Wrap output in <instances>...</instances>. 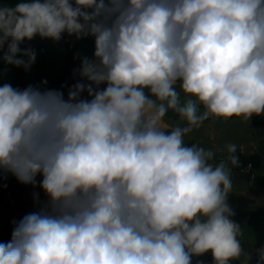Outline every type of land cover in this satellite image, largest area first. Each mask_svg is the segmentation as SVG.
Listing matches in <instances>:
<instances>
[{
	"label": "clouds",
	"instance_id": "9594fccd",
	"mask_svg": "<svg viewBox=\"0 0 264 264\" xmlns=\"http://www.w3.org/2000/svg\"><path fill=\"white\" fill-rule=\"evenodd\" d=\"M65 32L95 41L67 98L0 86V173L33 187L40 175L48 197L0 243V264L249 257L226 202L237 145L214 164L184 137L264 115V0H22L0 6V59L27 70L36 53L20 45ZM169 111L183 126L169 130Z\"/></svg>",
	"mask_w": 264,
	"mask_h": 264
},
{
	"label": "crops",
	"instance_id": "0c3cea01",
	"mask_svg": "<svg viewBox=\"0 0 264 264\" xmlns=\"http://www.w3.org/2000/svg\"><path fill=\"white\" fill-rule=\"evenodd\" d=\"M19 2L22 0H0V6L14 7ZM64 34L67 33H63L58 42L47 38L42 39L39 36L30 41L25 40L20 47L33 49L36 53L35 62L27 70L14 65L0 70L2 77L0 86L7 83L22 90L32 85L42 90L66 62L67 48ZM68 37L71 44L79 40L75 35H68ZM88 38L94 41L93 37L88 36ZM1 53L3 55V52ZM62 92L67 98L68 91ZM82 95L83 98H87L86 93ZM201 111H203L202 108ZM164 122L169 126V130L177 124L183 126V122L171 111ZM184 140L186 145L196 143L207 150H212L215 153L212 161L214 164L227 160L226 145H237L234 155L238 157V166L229 165L233 188L226 202L234 213L230 219L235 223L238 221L241 227L243 235L239 239L245 253L249 254V257L242 255L240 259L250 264H258L257 250L264 249V132L255 130L252 117L249 120H244L242 117L227 120L209 118L199 128L186 135ZM250 164L253 166L252 170L242 174L240 171ZM10 176L16 186L11 173ZM250 202L252 204H249ZM212 257L211 251L205 253L203 263L207 264Z\"/></svg>",
	"mask_w": 264,
	"mask_h": 264
},
{
	"label": "rangeland",
	"instance_id": "374dc122",
	"mask_svg": "<svg viewBox=\"0 0 264 264\" xmlns=\"http://www.w3.org/2000/svg\"><path fill=\"white\" fill-rule=\"evenodd\" d=\"M0 57H2L1 52ZM6 67L11 68L10 64H7L0 59V70L2 71V69ZM0 79H2L1 73ZM12 177L16 182V188L9 190L0 188V243L6 241L8 238V225L15 227L16 223H18L26 214L39 211L41 205L48 199L44 191L39 187V181L42 179L40 175L36 178V187H33L30 184H22L15 178V176L12 175ZM249 204L252 203L250 202ZM236 223L238 224V221H236ZM204 257L205 254L201 256H193L192 260L195 261V264H205L203 263ZM240 261L244 264H250L242 259H240Z\"/></svg>",
	"mask_w": 264,
	"mask_h": 264
},
{
	"label": "trees",
	"instance_id": "16d2710c",
	"mask_svg": "<svg viewBox=\"0 0 264 264\" xmlns=\"http://www.w3.org/2000/svg\"><path fill=\"white\" fill-rule=\"evenodd\" d=\"M64 41L67 48L66 62L64 66L57 72L42 88L43 90H59L68 91L75 83L81 80L79 68L84 57L92 58L95 50V41L88 37L77 40L71 44L67 34H64ZM237 118V117H232ZM253 126L255 130L264 132V115L252 116ZM0 187L5 190L14 189L16 186L10 176V173H0ZM14 227L7 226L8 238L2 243L11 240ZM192 264H195L192 261Z\"/></svg>",
	"mask_w": 264,
	"mask_h": 264
},
{
	"label": "built area",
	"instance_id": "2783aa9c",
	"mask_svg": "<svg viewBox=\"0 0 264 264\" xmlns=\"http://www.w3.org/2000/svg\"><path fill=\"white\" fill-rule=\"evenodd\" d=\"M252 168H253V166L250 164L247 166V168L242 169L240 172L242 174L249 173L252 170ZM12 219H15V218H12ZM207 264H215L213 257L211 259H209ZM229 264H244V263H242L240 260H232L229 262Z\"/></svg>",
	"mask_w": 264,
	"mask_h": 264
}]
</instances>
